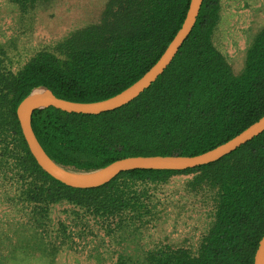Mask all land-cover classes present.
Returning a JSON list of instances; mask_svg holds the SVG:
<instances>
[{
    "label": "trees",
    "instance_id": "16d2710c",
    "mask_svg": "<svg viewBox=\"0 0 264 264\" xmlns=\"http://www.w3.org/2000/svg\"><path fill=\"white\" fill-rule=\"evenodd\" d=\"M31 29L51 0H6ZM190 0H107L96 21L23 62L0 42V264H54L89 248L95 264H253L264 234V131L215 162L185 170H130L94 188H72L29 152L18 103L43 85L79 102L115 95L139 79L180 28ZM221 0H202L193 29L164 72L129 103L100 114L35 110L34 134L55 162L93 170L127 156H192L220 145L264 114V26L235 73L213 41ZM189 176L183 191L210 210L195 247L139 243L153 222L157 187ZM61 206L53 217V207ZM94 228L118 245L110 263Z\"/></svg>",
    "mask_w": 264,
    "mask_h": 264
},
{
    "label": "rangeland",
    "instance_id": "374dc122",
    "mask_svg": "<svg viewBox=\"0 0 264 264\" xmlns=\"http://www.w3.org/2000/svg\"><path fill=\"white\" fill-rule=\"evenodd\" d=\"M107 0H51L35 14L31 29L28 20H20L6 1L0 0V42L15 46L14 58L23 62L43 46L58 41L69 31L96 21ZM264 26V0H221L220 20L213 35L216 47L228 58L235 73L244 65L246 49L256 32ZM187 175H176L157 187L154 201L158 203L153 222L141 228L139 243L153 247L160 243L195 247L208 229L209 208L197 198L185 195ZM61 206L53 207V217L59 216ZM2 212H0V215ZM96 244L110 263V256L135 243L118 245L94 228ZM92 244H90V247ZM79 252H65L54 264H95L89 260V248Z\"/></svg>",
    "mask_w": 264,
    "mask_h": 264
},
{
    "label": "water",
    "instance_id": "95a60500",
    "mask_svg": "<svg viewBox=\"0 0 264 264\" xmlns=\"http://www.w3.org/2000/svg\"><path fill=\"white\" fill-rule=\"evenodd\" d=\"M202 0H190L180 28L157 61L134 83L108 98L79 102L57 97L49 88L34 87L16 107V117L29 152L38 166L49 176L72 188H94L104 185L119 173L130 170H185L215 162L264 131V114L228 141L203 153L185 155L127 156L93 170H78L60 165L51 159L37 140L31 125L33 111L54 107L77 114H100L115 110L139 96L170 65L196 22ZM253 264H264V234L253 257Z\"/></svg>",
    "mask_w": 264,
    "mask_h": 264
}]
</instances>
